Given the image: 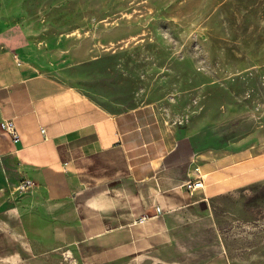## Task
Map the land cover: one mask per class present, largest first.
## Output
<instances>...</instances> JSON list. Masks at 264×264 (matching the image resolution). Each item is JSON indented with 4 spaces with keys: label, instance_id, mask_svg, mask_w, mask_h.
I'll return each instance as SVG.
<instances>
[{
    "label": "crops",
    "instance_id": "crops-1",
    "mask_svg": "<svg viewBox=\"0 0 264 264\" xmlns=\"http://www.w3.org/2000/svg\"><path fill=\"white\" fill-rule=\"evenodd\" d=\"M208 2L174 0L172 13L186 24ZM80 33L0 43V122L18 136L0 128V264H258L216 211L264 182V150L202 152L152 102L108 110L55 70ZM195 167L203 186L186 190Z\"/></svg>",
    "mask_w": 264,
    "mask_h": 264
},
{
    "label": "rangeland",
    "instance_id": "rangeland-1",
    "mask_svg": "<svg viewBox=\"0 0 264 264\" xmlns=\"http://www.w3.org/2000/svg\"><path fill=\"white\" fill-rule=\"evenodd\" d=\"M173 1L5 0L0 43L85 31L70 61L52 60L108 110L152 102L202 152L264 150V0H209L186 24ZM216 212L230 247L264 264V182L221 197Z\"/></svg>",
    "mask_w": 264,
    "mask_h": 264
},
{
    "label": "built area",
    "instance_id": "built-area-1",
    "mask_svg": "<svg viewBox=\"0 0 264 264\" xmlns=\"http://www.w3.org/2000/svg\"><path fill=\"white\" fill-rule=\"evenodd\" d=\"M0 128L5 130V131H8L12 135L13 139L15 141L17 140L18 136H17V133L15 131L14 124L11 120L1 121L0 122ZM194 171L196 173V177L191 179V180L184 182L181 185L186 190H194L197 188H201L203 186V177L200 173L199 167H195ZM31 185H32V182L29 179H23L18 184V188L21 191H25V190L29 189L31 187Z\"/></svg>",
    "mask_w": 264,
    "mask_h": 264
}]
</instances>
